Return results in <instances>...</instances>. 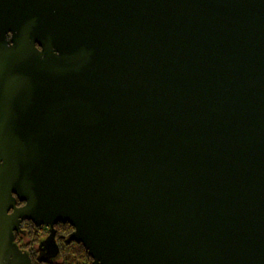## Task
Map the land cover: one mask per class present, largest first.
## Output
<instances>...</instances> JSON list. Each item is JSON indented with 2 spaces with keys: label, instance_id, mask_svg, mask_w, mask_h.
Instances as JSON below:
<instances>
[{
  "label": "water",
  "instance_id": "95a60500",
  "mask_svg": "<svg viewBox=\"0 0 264 264\" xmlns=\"http://www.w3.org/2000/svg\"><path fill=\"white\" fill-rule=\"evenodd\" d=\"M23 222L52 259L61 223L92 264H264V0H0V264Z\"/></svg>",
  "mask_w": 264,
  "mask_h": 264
},
{
  "label": "trees",
  "instance_id": "16d2710c",
  "mask_svg": "<svg viewBox=\"0 0 264 264\" xmlns=\"http://www.w3.org/2000/svg\"><path fill=\"white\" fill-rule=\"evenodd\" d=\"M22 204H17V206ZM29 226L25 227L24 229H21L22 232L20 233H14L15 236V242H18V240L23 239V237L27 236L29 239H32V245L31 250H27V252H30L31 257H36L37 254V244L44 234H49V231L45 232L42 231L41 233L37 232L35 227L30 223ZM72 231V228L67 224H61L58 223L57 226L54 227L55 232V243L58 247V260L55 262H45L42 263L40 258H36V262L33 264H92L91 258L87 255L84 248L77 243L74 242H68L67 241V234ZM22 233V237L20 238V235ZM32 254V255H31Z\"/></svg>",
  "mask_w": 264,
  "mask_h": 264
},
{
  "label": "flooded vegetation",
  "instance_id": "af4514ba",
  "mask_svg": "<svg viewBox=\"0 0 264 264\" xmlns=\"http://www.w3.org/2000/svg\"><path fill=\"white\" fill-rule=\"evenodd\" d=\"M19 206H21V205H19ZM27 226H29V223L28 222H23L21 224L20 230L17 231V233L22 232L21 229H24ZM55 226H57V224ZM35 229L39 233H41L42 231H45V232L49 231V228L46 227V226H42V227L35 228ZM71 232H69L67 235H69ZM19 235H20V238L23 236L22 233L19 234ZM47 237H48V234L47 233L41 236V238H40V240H39V242L37 244V249H36L37 254H36V257H34V258L30 256V254H29L30 252H27V250H31V245H32V242H33L32 239H29L27 236H25V237H23V239L18 240V242H15V243L18 245V247H19L20 250H22L24 252H27L29 254L30 259L32 261V264L36 262V260H37L36 258L37 257L40 258V260L42 261V263H45V262L46 263L47 262H55V261L58 260L59 256L56 255L54 257V259L51 258L52 257V251H51L50 244L47 241ZM54 240H55V232H54ZM58 254H59V252H58Z\"/></svg>",
  "mask_w": 264,
  "mask_h": 264
}]
</instances>
